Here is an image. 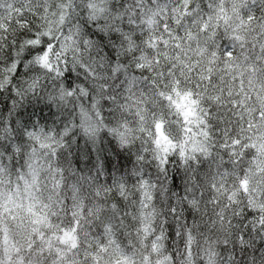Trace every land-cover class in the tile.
I'll return each instance as SVG.
<instances>
[{
	"label": "clouds",
	"instance_id": "9594fccd",
	"mask_svg": "<svg viewBox=\"0 0 264 264\" xmlns=\"http://www.w3.org/2000/svg\"><path fill=\"white\" fill-rule=\"evenodd\" d=\"M0 224L23 264H264V0H0Z\"/></svg>",
	"mask_w": 264,
	"mask_h": 264
},
{
	"label": "snow or ice",
	"instance_id": "6c2138e0",
	"mask_svg": "<svg viewBox=\"0 0 264 264\" xmlns=\"http://www.w3.org/2000/svg\"><path fill=\"white\" fill-rule=\"evenodd\" d=\"M45 58H42V60ZM195 101H190L187 99V97H182L181 98V103L177 104L178 108H183L184 109V115L185 119H187L189 116H192L193 109L191 107L192 104H194ZM160 125H157V130L159 131ZM40 220H43L44 217H40ZM20 227H23V221L20 223ZM62 240L65 239H74L70 236L69 233H65L63 237H61ZM75 247V244L73 243L72 245ZM0 248L3 249L4 256H0V264H23V257L20 256V250L16 246L15 240L9 235V230L6 226L0 224ZM16 255L19 257L18 260L15 262L13 261L12 257L13 255Z\"/></svg>",
	"mask_w": 264,
	"mask_h": 264
}]
</instances>
